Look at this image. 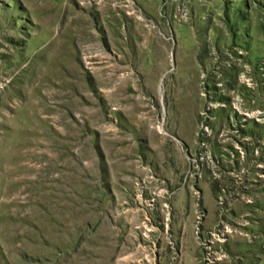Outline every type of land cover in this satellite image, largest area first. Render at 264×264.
Returning <instances> with one entry per match:
<instances>
[{
	"label": "rangeland",
	"instance_id": "rangeland-1",
	"mask_svg": "<svg viewBox=\"0 0 264 264\" xmlns=\"http://www.w3.org/2000/svg\"><path fill=\"white\" fill-rule=\"evenodd\" d=\"M0 264H264V0H0Z\"/></svg>",
	"mask_w": 264,
	"mask_h": 264
},
{
	"label": "built area",
	"instance_id": "built-area-1",
	"mask_svg": "<svg viewBox=\"0 0 264 264\" xmlns=\"http://www.w3.org/2000/svg\"><path fill=\"white\" fill-rule=\"evenodd\" d=\"M176 12L180 16V18L187 15V10L185 9V6L183 4H179L176 6Z\"/></svg>",
	"mask_w": 264,
	"mask_h": 264
},
{
	"label": "bare ground",
	"instance_id": "bare-ground-1",
	"mask_svg": "<svg viewBox=\"0 0 264 264\" xmlns=\"http://www.w3.org/2000/svg\"><path fill=\"white\" fill-rule=\"evenodd\" d=\"M82 46V45H81ZM83 49V48H82ZM80 80V81H79ZM78 81L79 82H81L82 81V79H81V76H80V74H79V76H78ZM83 83H81L80 85H82ZM80 89V88H79ZM82 90H84V89H82ZM89 90V89H88Z\"/></svg>",
	"mask_w": 264,
	"mask_h": 264
},
{
	"label": "crops",
	"instance_id": "crops-1",
	"mask_svg": "<svg viewBox=\"0 0 264 264\" xmlns=\"http://www.w3.org/2000/svg\"><path fill=\"white\" fill-rule=\"evenodd\" d=\"M145 2L147 1V0H144ZM149 1H151L152 3H154V0H149ZM171 2H172V0H170ZM150 3V2H149ZM167 3H168V1H167ZM146 4V3H145Z\"/></svg>",
	"mask_w": 264,
	"mask_h": 264
}]
</instances>
